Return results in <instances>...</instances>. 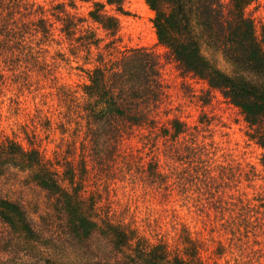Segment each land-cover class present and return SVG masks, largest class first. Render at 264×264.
Returning <instances> with one entry per match:
<instances>
[{
  "label": "trees",
  "instance_id": "trees-1",
  "mask_svg": "<svg viewBox=\"0 0 264 264\" xmlns=\"http://www.w3.org/2000/svg\"><path fill=\"white\" fill-rule=\"evenodd\" d=\"M103 1L94 2L90 16L116 33L118 16L103 8L108 3L123 11V0ZM145 1L155 11L153 22L160 42L183 72L206 80L211 89L239 107L256 129L253 139L264 149V25L258 30L246 14V6L253 0ZM54 8L57 12L51 14L36 0H0L3 63L14 68L28 64L33 55L37 64L35 54L20 53L30 48L36 34L52 31V17L62 21L66 32L77 30L76 16L64 4H54ZM218 58L230 70L222 68ZM2 71L0 78L5 77ZM88 71L82 96L74 97L60 114L62 138L52 157L45 153L37 134L28 132L26 145L17 137L0 133V264H76L68 248L56 250L67 240L83 244L85 254L97 243L103 253L99 264H205L197 240L189 236L184 239L183 254H174L165 240H135L136 231L114 222L110 208L101 211L98 198L102 194L97 193L99 187L107 188L118 180L113 163L130 138L127 136L148 128L151 139L164 142L166 165L153 158L147 164L140 156L136 168L147 175L142 178L149 185L162 187L167 195L177 189L186 198L185 190H200L202 207L216 209L225 223L239 227L246 221L242 211L247 205L238 208L230 201L226 176L214 173L215 140L204 136L211 123L201 120L202 126H189L179 116H170L160 58L149 48H129L122 56L99 61ZM9 174L13 175L10 183L6 182ZM34 192L44 193L45 202L38 194L34 202ZM188 198L198 202L194 196ZM44 203L42 215L37 208L42 209ZM60 217L65 218L64 227L47 229L52 232L47 234L44 227L49 219Z\"/></svg>",
  "mask_w": 264,
  "mask_h": 264
},
{
  "label": "rangeland",
  "instance_id": "rangeland-1",
  "mask_svg": "<svg viewBox=\"0 0 264 264\" xmlns=\"http://www.w3.org/2000/svg\"><path fill=\"white\" fill-rule=\"evenodd\" d=\"M95 1L103 0H36L51 14L57 12L54 4H64L76 16L74 28L77 30L66 32L62 21L52 17V31L36 34L30 48L20 53L35 54L37 64L31 55L28 64L8 67L2 62L5 56L2 50L0 73L3 70L5 77L0 78V133L25 143L28 132L37 134L46 148L45 153L52 157L62 138L58 125L60 114L70 107L74 97L82 96L83 86L89 81L88 70L99 61L122 56L129 48H149L160 58L170 116H179L189 126H202L201 120L211 123L204 136L208 134V140H215L214 173L226 176L230 201L236 202L238 208L247 205L246 211H242L246 221L239 227L225 223L216 209L199 204L200 190L194 193L185 190L184 198L177 189L167 195L162 187L149 185L142 178L147 175L136 168L138 158L143 155L147 164L152 158L162 166L166 163L162 155L163 140L151 139L153 134L148 128L127 136L130 138L122 144L124 148L115 154L113 165L118 180L111 181L107 188H98L97 194H102L98 198V205L103 207L101 211L104 213L110 208L114 222L136 231L135 240L141 238L150 243L165 240L174 254H183L184 239L189 236L197 240V251L205 264H264V149L252 137L255 127L246 121L239 107L220 91L211 89L206 80L183 72L170 50L160 42L153 22L155 11L145 0H123V11L105 3L103 11L116 14L120 20L116 33L91 18ZM246 14L254 19L259 30L264 25V0H253L246 6ZM92 40L97 43H91ZM218 64L226 70L231 68L220 58ZM206 100L208 103H204ZM12 178L9 174L6 182L10 183ZM34 193V202L38 196L43 203L44 193ZM188 195L198 202L190 200ZM45 205L37 208L42 215ZM60 218L58 223L48 218V225L52 227L45 225V232L62 229L66 221ZM77 244L67 240L56 250L68 248L76 264H99L103 253L97 249V243L86 254L83 244Z\"/></svg>",
  "mask_w": 264,
  "mask_h": 264
}]
</instances>
